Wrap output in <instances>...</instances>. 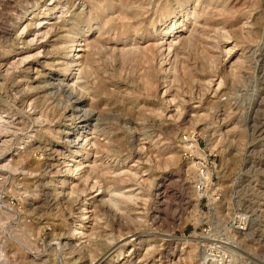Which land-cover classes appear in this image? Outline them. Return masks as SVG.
<instances>
[{
    "label": "rangeland",
    "instance_id": "374dc122",
    "mask_svg": "<svg viewBox=\"0 0 264 264\" xmlns=\"http://www.w3.org/2000/svg\"><path fill=\"white\" fill-rule=\"evenodd\" d=\"M62 1L64 8L53 10L50 16L54 1L0 0V113L12 115L6 119L12 124L11 132L7 137L0 135V142L8 138L6 149L0 150V259L5 264H29L37 252L46 264H55L56 257L64 264H89L93 257H108L110 244H100L106 236L123 237L127 232L138 236L124 246L123 253L136 249V242L140 248L129 254L124 264L138 261V257V264H213L217 259L211 258L209 263L202 254L198 256L201 228L206 222L227 225L234 213H246L249 227L238 232L234 242L222 235L203 240L232 248L231 264H264V0H144L146 4L150 1L149 6L136 9V17L132 11L141 0H114L106 15L127 10L121 12L123 17L119 11L115 14L119 17L106 33L100 27L106 17L99 5L109 0ZM176 1L187 10L194 8L204 14L191 41L177 37L175 52L160 53L154 45L153 23L164 24L170 19L172 25L177 19L170 18ZM39 4L46 12L40 19L41 34L25 48L23 41L32 35L36 21L33 17L23 19L25 29L17 33L14 15ZM82 28L87 30L88 40L103 33L93 52L87 88L72 96L54 84L64 83L66 65L55 71V65L50 64L59 59V53L54 52L61 51L58 46L63 40L68 35L73 38ZM132 41L138 48L123 54L121 48ZM31 48L39 55L32 61H20ZM256 49V55L252 54ZM166 70L171 73L163 78ZM214 74L222 80L217 93L205 82ZM77 98L82 109L91 108L99 116L82 128L76 126L77 135L86 134L95 125L103 146L97 154L96 170L83 168L94 158L89 150L79 170L70 176L62 168L64 159L83 142L80 137L73 145L62 131L78 124L68 110ZM186 132L215 154L216 201L199 199L192 188V167L181 157L180 141ZM30 133V141L13 152L15 140ZM60 140L64 146L52 151ZM119 168H131L136 177L131 178L130 172L118 177ZM67 180L74 182L67 184ZM93 181L101 193L86 200L85 207L93 210L96 224L94 228L90 225L94 219L88 214L84 232L89 238H79L71 227L80 222L79 206ZM161 185L159 197L156 188ZM113 188L124 192L137 188L135 199L118 198L117 206L107 204ZM95 246H99L96 253L91 252Z\"/></svg>",
    "mask_w": 264,
    "mask_h": 264
},
{
    "label": "bare ground",
    "instance_id": "6f19581e",
    "mask_svg": "<svg viewBox=\"0 0 264 264\" xmlns=\"http://www.w3.org/2000/svg\"><path fill=\"white\" fill-rule=\"evenodd\" d=\"M50 1H54V4L51 6V9H50V16L52 15V11L53 10H58V9H61V8H64V3H63V1L62 0H50ZM125 1V0H124ZM113 2H114V0H109L108 2H106L105 4H103V5H99V8L101 9V11H102V13H103V15L106 17V21H104L103 23V25H101L100 27H101V29H103L105 32L104 33H106V30H107V28H112L111 27V22L114 20V19H116V18H118L119 17V13L117 14V15H115L118 11H116V10H114V12H111L110 13V15H106V13H108L109 11H111L112 10V5H113ZM150 1H148L147 2V4L149 3ZM50 3V2H49ZM123 3V2H122ZM100 4V3H99ZM136 4H138L137 2H136ZM146 3H145V1L144 0H141V3H139L138 5H136L135 7H134V9H133V11H132V13L134 12V14H135V17H136V14H139V11H137L138 9H142L141 7L142 6H146L147 5ZM199 4V3H198ZM134 5V4H133ZM197 5V3L196 4H194V6H196ZM28 6V5H27ZM43 6L44 5H42V4H39V5H37V6H35L33 9H31L30 11L28 10V11H25V10H23V9H21V11L17 14V15H14V25H13V28H16V32L18 33V31L19 32H23L24 31V29H25V27H23L24 26V23L22 22V20L24 19L25 21L27 20V18L28 17H33V19H35V21L36 22H34V28H33V33H31L32 35H30V37L28 36V37H26V39L23 41V43H26V45L27 46H23V47H25V48H27L29 45H30V43H32L34 40H33V38L34 37H36L38 34L40 35L41 33L39 32V29H40V26H41V20L40 19H42V18H44L45 17V13L46 12H44V8H43ZM95 6H96V4H95ZM147 6H149V5H147ZM152 6V5H151ZM122 8V7H121ZM123 8H125V7H123ZM128 9H130V8H128ZM137 9V10H136ZM143 9H145V8H143ZM198 9V8H197ZM203 9H205V8H203ZM207 9H208V7H207ZM42 10H43V12H42ZM125 10H127V9H125ZM125 10H123V11H125ZM136 10V11H135ZM160 10V9H159ZM63 11V10H62ZM67 11V10H66ZM123 11H119L120 13L121 12H123ZM146 12V11H145ZM125 13V12H124ZM122 14L123 13H121V15L120 16H122ZM203 14H204V11H197L196 9H194V8H191L190 10H187L186 9V5L185 4H183L182 2H180V1H176V3H175V5H174V9L172 10V13H171V19H172V21L174 20V18H177L176 20H174V21H178L179 23H178V26H177V22H175V24H174V21H173V24L171 25V22H169V20H167V19H165V21H164V24H158V22H155V23H153V28L152 29H155V35H156V37H155V39H154V41H155V43H154V41H153V43H154V45H155V47H156V50H158V52H160V53H162V52H167L168 54L170 53V52H175V49H178V48H176V45H177V43H178V39H176L177 37H184V39L183 40H186V42H188L189 40H190V38L192 37V34H195L196 33V30H195V33H194V27L196 26V24H197V22H198V20L201 18V16H203ZM128 15V14H127ZM127 15H125V16H127ZM142 15V14H141ZM162 15V14H161ZM102 16V15H101ZM129 16V15H128ZM60 17V16H59ZM103 17V16H102ZM123 17V16H122ZM139 17V16H138ZM137 17V18H138ZM153 17V16H152ZM91 18V17H90ZM126 18V17H125ZM130 18V17H129ZM131 18H133V17H131ZM121 19V18H120ZM90 20V19H89ZM149 20V19H148ZM151 20L152 19H150V23H151ZM143 21V20H142ZM43 23V22H42ZM148 23V22H147ZM25 24H26V22H25ZM127 24H128V22H127ZM126 24V25H127ZM144 24V23H143ZM199 24V23H198ZM197 24V25H198ZM135 25V24H134ZM43 26V25H42ZM241 26V25H240ZM134 27V26H133ZM121 29V28H120ZM196 29V28H195ZM41 30V29H40ZM134 30H136V29H134ZM101 31V30H100ZM108 31V30H107ZM183 31V33H181ZM43 32V31H42ZM214 32V31H213ZM103 33V32H102ZM101 33V34H102ZM181 33V34H180ZM226 33V32H225ZM70 34V33H69ZM101 34L99 35V37L101 36ZM88 35L89 34H87V30H85V29H81V31L80 32H78L77 34H75L74 36H73V38H72V36L71 35H68L63 41H64V43H63V45H60V46H58V48L61 50V51H59V52H54V54H57V53H59V59L57 60V58L55 59V60H53V62L50 64V66L52 67L53 65H55V71L56 70H62L64 67H65V65H66V68H65V70L63 71L64 72V75L62 76L63 77V80H64V83L62 84L60 81H56L54 84L55 85H57L58 87L59 86H61V88H65L66 89V91L67 92H69V95H72L73 96V94L76 92V91H78V92H81L82 90H85L87 87H86V85H85V83H86V79H88L89 77H88V73L89 72H91L92 70L90 69L91 68V66H92V63H93V52H95V50H96V48L97 47H99L98 46V36H97V38L95 39L94 37H93V40H91V39H89L88 40ZM222 36V35H221ZM32 37V38H31ZM86 37H88V38H86ZM225 37V36H224ZM72 38V39H71ZM91 38V37H90ZM229 38V37H228ZM191 41V40H190ZM74 42V43H73ZM74 44V46H73V48H72V50H71V52L67 55V49H68V47L71 45V44ZM181 43V42H180ZM184 43H185V41H184ZM62 44V43H61ZM125 44V43H124ZM58 45V44H57ZM138 45V44H137ZM153 45V46H154ZM102 46V45H101ZM122 46H123V44H122ZM144 46V45H143ZM146 46V45H145ZM102 48V47H101ZM137 48H138V46H137ZM135 46H134V44H133V41L130 43V44H127V45H125L123 48H121V51L123 52V54H130L132 51H135L136 49H137ZM187 48V47H186ZM55 49H57V48H55ZM54 49V50H55ZM115 49V48H114ZM147 49V48H146ZM185 49V48H184ZM233 49V48H232ZM34 50H35V48H31L30 50H28V51H26L27 53H26V55L25 56H22V57H20L21 58V60L20 61H25V60H28V59H31V61L33 60V59H35L38 55H39V53H38V51L37 52H34ZM98 50V49H97ZM142 50H144V49H142ZM141 50V51H142ZM63 51L65 52V55H63ZM99 51V50H98ZM207 51V50H206ZM230 49L229 50H227V54H230ZM256 51H257V49L256 50H252V54H254V55H256ZM138 52H139V50H138ZM208 52V51H207ZM223 52H226V50L225 51H223ZM25 53V52H24ZM133 53V52H132ZM183 54V53H182ZM161 55V54H160ZM177 55V54H176ZM209 55V54H208ZM51 56V55H50ZM137 56V55H136ZM173 56V55H172ZM55 57V56H54ZM175 57V56H174ZM178 57V56H177ZM176 57V58H177ZM206 57V56H205ZM175 58V59H176ZM209 58H211V57H209ZM212 59V58H211ZM210 59V60H211ZM11 61V60H10ZM29 61V60H28ZM208 61V60H207ZM145 62V61H144ZM149 62V61H148ZM162 62V61H161ZM209 63V62H208ZM232 63V62H231ZM231 63H230V66H231ZM257 63V62H256ZM10 64H12V63H10ZM50 66H49V68H50ZM147 66V65H146ZM209 66V65H208ZM213 66V65H212ZM232 66H233V64H232ZM256 66V65H255ZM259 66V65H258ZM4 67V66H3ZM15 67V66H14ZM172 67H173V65H172ZM5 68V67H4ZM7 68V67H6ZM5 68V69H6ZM9 68V67H8ZM7 68V70H9ZM211 68V67H210ZM213 68V67H212ZM229 68V67H228ZM166 69V68H165ZM174 69V68H173ZM214 69V68H213ZM221 69V68H220ZM219 69V70H220ZM227 69V68H226ZM231 69H232V73H234L233 72V67H231ZM6 70V71H7ZM5 71V70H4ZM5 71V72H6ZM208 71H209V69H208ZM228 71V70H227ZM210 72V71H209ZM222 72V71H221ZM168 73H171V72H168ZM167 70L166 71H164V77L163 78H166V76H167ZM94 74V73H93ZM174 74V73H173ZM90 75V74H89ZM234 75V74H233ZM233 75H231V76H233ZM151 76H153V74L151 75ZM149 77V76H148ZM176 77V76H175ZM5 78H6V76H5ZM55 78V77H54ZM152 78V77H151ZM97 79V78H96ZM175 80V79H174ZM225 80V79H224ZM203 82H204V80H203ZM207 84H208V86L210 87V89L212 88L213 90H214V93H217V91L219 90V88L221 87V82H222V80L220 79V76H218V75H215L214 74V76H210V77H208V79H206V81H205ZM204 82V83H205ZM88 83V82H87ZM95 83V82H94ZM170 83H171V80H170ZM104 84V83H103ZM146 84V83H145ZM164 84V83H163ZM147 85H150V84H147ZM98 86H100V85H98ZM164 86V85H163ZM55 88V87H54ZM146 88V87H145ZM148 88V87H147ZM149 88H150V86H149ZM166 89H168V88H166ZM211 89V90H212ZM166 92V91H165ZM211 93H213L212 91H211ZM66 94V93H65ZM85 94H88V92H86ZM68 95V96H69ZM215 96V95H214ZM67 97V96H66ZM76 98V97H75ZM92 99V98H91ZM174 99V98H173ZM77 101L73 104V107H71V109H68V110H70L71 111V113H70V115H75V116H72V117H75V118H73V119H76L75 121H78V124H72L73 125V127L72 128H70V129H68V130H63L62 132H63V136L65 137V139L67 140V141H74V144L73 145H76V143L78 144V142H79V138L81 137V139H80V141H82L83 143H81L82 144V146H80V148L79 147H75L74 146V151L66 158V159H64V167H62L63 169H64V173H66V175H73V172L75 173V170L76 171H78L79 169L77 168L78 167V165L80 166V164L81 163H83L82 162V160H84L87 156V153H88V151L90 150L91 151V153H90V155L91 154H93L94 155V158H93V160L92 161H90V163L88 162L85 166H83V168L84 167H90L91 169L92 168H94V170H96V168L94 167V166H97L98 165V156H97V154L102 150V144L99 142V140H98V132L96 131V127H95V125L92 127V129H89L87 132H86V134H78L77 135V132L75 131V127L77 126V127H79V128H82V127H84L85 125H87V123H88V121L89 120H91V119H95V120H98L99 119V116H98V114H97V112L96 111H94L93 109H91V108H81L80 107V100H79V98H77L76 99ZM72 101V100H71ZM212 101V100H211ZM171 102V101H170ZM189 102V101H188ZM104 104V103H103ZM104 107V106H103ZM191 107V106H190ZM28 108V107H27ZM251 108H252V103H251ZM51 112V111H50ZM7 114V113H6ZM5 113L3 114V113H0V135H1V133H2V135L4 136V137H7L8 136V134L7 133H9V132H11V131H9L8 130V128L9 127H11V123H9L8 122V120H6V119H10L11 117H12V115L11 116H7ZM155 114V113H154ZM200 114V113H199ZM206 114V113H205ZM191 116V115H190ZM36 118V117H35ZM12 119V118H11ZM34 120V119H33ZM37 120H40V119H36V121ZM12 121V120H11ZM74 121V122H75ZM14 124V123H13ZM40 124V123H39ZM37 125H38V122H37ZM13 127V126H12ZM17 129V128H16ZM13 130V129H12ZM41 130V129H40ZM36 131H37V128H36ZM46 131V130H45ZM13 132H15V131H13ZM12 132V133H13ZM27 131H25V133H26ZM43 132V131H42ZM61 132V133H62ZM11 133V134H12ZM33 133V132H32ZM10 134V135H11ZM33 135V134H32ZM34 136V135H33ZM3 137V138H4ZM30 138H31V133H30V135H28V136H25L23 139H20V141H16L15 140V142H14V146H13V152L14 151H16V150H18V149H21V148H23L24 146H25V144L28 142V141H30ZM14 139V138H13ZM100 139H102V138H100ZM8 138L7 139H3V140H1V142H0V150L2 151V149H4L5 147H6V144L8 143ZM10 140H11V138H10ZM9 140V141H10ZM32 140V139H31ZM75 141H76V143H75ZM78 141V142H77ZM107 141V140H106ZM72 143V142H71ZM104 143V142H103ZM13 144V143H12ZM8 145V144H7ZM69 145V144H68ZM58 146H64L63 145V143H62V140H60L57 144H55V145H53L50 149L52 150V151H59V149L57 148ZM143 146V145H142ZM73 147V146H72ZM11 149H12V145H11V147H10ZM9 148V149H10ZM57 148V149H56ZM6 149V148H5ZM29 149V148H28ZM104 149V148H103ZM0 151V152H1ZM30 151V150H29ZM50 151V150H49ZM104 151V150H103ZM107 151V150H106ZM12 152V153H13ZM135 152H136V150H135ZM60 153V152H59ZM105 153V152H104ZM106 154V153H105ZM27 155V154H26ZM137 155V154H136ZM47 156V155H46ZM51 156V155H50ZM67 156V155H66ZM105 156V155H104ZM173 156V155H172ZM168 157V156H167ZM166 157V158H167ZM170 157V156H169ZM89 158V157H88ZM105 158V157H104ZM63 160V159H62ZM171 160V159H170ZM169 161V160H168ZM167 161V162H168ZM21 162V161H20ZM100 162V161H99ZM135 162V161H134ZM165 162V161H164ZM84 163H86V162H84ZM170 163H171V161H170ZM60 164H62V163H60ZM165 164V163H164ZM169 164V163H168ZM36 165H38V163L36 164ZM100 165H102L101 163H100ZM131 165V164H130ZM170 165V164H169ZM4 166H5V163H4ZM115 167V166H114ZM105 169H107V168H105ZM112 169V168H111ZM35 170V169H34ZM89 170V169H88ZM87 170V171H88ZM109 170V169H108ZM108 170H106V174H107V172H108ZM166 170V169H165ZM87 171H86V173H87ZM93 171V170H92ZM113 171V170H112ZM171 171V170H170ZM170 171H168V172H170ZM90 172V171H89ZM114 172V171H113ZM112 172V173H113ZM116 172V171H115ZM130 172V176L132 175L134 178L136 177V173L135 172H131V168H130V170L129 169H127L126 171H123L122 169H118V171H117V176L119 175H122L123 176V174L124 173H126L127 174V176L129 175L128 173ZM167 172V171H166ZM80 173V172H79ZM104 173V174H105ZM108 173H110V171L108 172ZM88 174V173H87ZM95 174V173H94ZM101 174H102V172H101ZM100 174V175H101ZM113 174H115V173H113ZM113 174H111L110 173V175H113ZM116 174L114 175V176H116ZM65 175V176H66ZM86 175V174H85ZM109 175V174H108ZM70 176L67 178V179H71L70 178ZM75 176V175H74ZM102 176H104L103 174H102ZM118 176V177H119ZM126 176V177H127ZM129 176V177H130ZM132 176H131V178H132ZM165 176V175H164ZM87 177V176H86ZM85 177V178H86ZM110 177V176H109ZM124 177V176H123ZM166 177V176H165ZM81 178V177H80ZM83 179V180H86L87 181V179ZM82 179V178H81ZM114 180V179H113ZM128 180V179H127ZM149 180V179H148ZM164 180L165 179H163V180H161L160 182H164ZM72 180H67V184H71V183H73V182H71ZM146 182H147V180H145ZM139 182V181H138ZM159 182V181H158ZM159 182V183H160ZM167 182V181H166ZM96 183V182H95ZM119 183V182H118ZM161 183V184H162ZM77 184V183H76ZM94 181H93V183H92V186L90 187L89 186V188H91V190H90V192L89 193H91V195H89L88 197H87V195L89 194V193H87L86 195H84L85 196V198H84V200L81 202V204H80V206H79V217H80V222L79 223H77V224H74V222H73V224H72V227H71V231H72V234L73 233H79L78 235H76L77 237H84V236H86V234H85V232H84V230H85V226H88V225H86V224H84V222H86V220H87V218H90L89 217V215L88 214H90L91 213V215H93V219H94V221H93V223L92 224H90L93 228H94V224H96V216L94 215V213H93V210H92V212H91V210L90 209H88V206L87 207H85L87 204H88V201H86V200H88V199H94L95 197H97L101 192H99L98 191V187H94ZM85 185V184H84ZM164 185V184H163ZM69 186V185H68ZM76 186V185H75ZM74 186V187H75ZM99 186V185H98ZM101 186V185H100ZM70 189H71V192L73 191V188L72 187H69ZM111 188V187H110ZM117 188V187H116ZM112 189L113 190V192H112V190L110 191V189H109V191L110 192H112L111 194L110 193H108V195L110 194V198H109V196H108V202L109 203H107V204H110V205H113V206H117V202H118V198H124V199H131V200H133V199H135V190H137V188H133V189H131V188H129V189H127V191L126 192H124V191H122V189ZM161 188H163L162 187V185L161 186H157V188H156V192H158V193H156V195L157 196H161L162 195V191H161ZM78 189V188H77ZM76 189V190H77ZM74 190H75V188H74ZM104 190H108V188L107 189H104ZM69 192H70V190H68ZM76 192V191H75ZM83 192V191H82ZM106 193H107V191H106ZM67 194H68V192H67ZM72 194H74V192L72 193ZM134 195V196H133ZM141 199V198H140ZM123 201V200H122ZM121 202V201H120ZM132 202V201H131ZM112 207V206H111ZM120 209H122V208H120ZM119 209V210H120ZM121 212H123V210L121 211ZM239 214V216H246L247 218H246V224L248 225V227H249V216L246 214V213H238ZM78 217V218H79ZM92 217V216H91ZM91 220H92V218H91ZM70 223V222H69ZM84 224V225H83ZM247 225H246V227H247ZM92 227H91V229H92ZM95 227H96V225H95ZM84 228V229H83ZM96 232V231H95ZM149 234V233H148ZM88 235V234H87ZM135 235V236H134ZM75 236V235H74ZM89 236V235H88ZM88 236H86V237H88ZM137 236H138V234H135V233H133V234H128L127 232H126V234H124L123 235V237L121 236V234L120 235H117V236H106L105 237V239L102 241V242H100V244H110V248H108L109 249V251L107 252V254H108V257L106 258V261H105V263L104 264H114V261H117V259H118V257L120 256V257H124L125 258V261L127 260V257H128V255L129 254H131V253H133L135 250L137 251L139 248H140V246L137 244V242H136V249H134V248H129V250L127 249L126 250V253H123V248H124V246H126L127 245V243H130V242H132L133 240H136L137 239ZM89 238V237H88ZM69 239V238H68ZM76 239V238H75ZM129 240L128 242H125L126 240ZM167 239V238H166ZM169 239V238H168ZM186 239V238H185ZM74 240V239H73ZM182 240V239H181ZM82 242V241H81ZM146 242V241H145ZM151 243V242H150ZM132 246V245H131ZM134 246V245H133ZM153 246V245H152ZM135 247V246H134ZM97 248H99V246H95L94 248H92V251L91 252H93L95 249H97ZM145 248V247H144ZM151 249V248H150ZM150 249H149V251H150ZM99 250V249H98ZM146 250V249H145ZM88 251V250H87ZM90 252V254H89V256L91 257V256H93V253H91ZM95 253H96V251H94ZM125 252V251H124ZM232 254V253H231ZM231 254L229 255V257H228V260L226 261L225 260V258L223 257V255H219L218 257H216V256H206V253H204V254H202V256L203 257H206L208 260H209V263H211V258H214V259H217V261H215L213 264H231V259H230V256H231ZM126 255V256H125ZM130 256V255H129ZM94 258V257H93ZM139 262L141 261V258H136ZM92 260V259H91ZM132 261V260H131ZM138 261H135L134 260V262L132 263L131 262V264H138ZM141 264V263H140Z\"/></svg>",
    "mask_w": 264,
    "mask_h": 264
},
{
    "label": "built area",
    "instance_id": "2783aa9c",
    "mask_svg": "<svg viewBox=\"0 0 264 264\" xmlns=\"http://www.w3.org/2000/svg\"><path fill=\"white\" fill-rule=\"evenodd\" d=\"M181 143V157L183 160L189 162L192 167V188L196 196L200 198L208 197V200L216 201L219 197L217 193V186L213 182V177L216 172V158L215 154L211 153L208 149L201 147L198 140L193 136V133L186 132L180 141ZM208 150V151H207ZM212 194H207L209 188H212ZM208 206L206 205V210ZM246 216H239L238 213H234L227 225L215 226L210 222H206L205 226L201 228V234L203 235L201 242H199V252L198 256L206 253V256H216L223 255L225 260H228L229 255L231 254V249L228 246L221 244H208L204 240L208 239L205 236L215 235V236H224L228 241L234 242L236 239V234L243 231L246 228ZM206 238V239H205ZM204 239V240H203ZM214 239V238H212ZM200 240V238H198ZM217 240V239H216ZM37 252L32 254V259L29 264H46L44 257H39ZM232 255V254H231ZM106 258V255L98 256L93 258L89 264H101V262ZM200 258V257H199ZM106 260V259H105ZM201 260V258H200ZM202 261V260H201ZM105 261H103L104 263ZM125 258L118 257L117 261H114V264H124ZM3 259H0V264H5ZM28 264V263H27ZM55 264H64L59 257H56Z\"/></svg>",
    "mask_w": 264,
    "mask_h": 264
}]
</instances>
